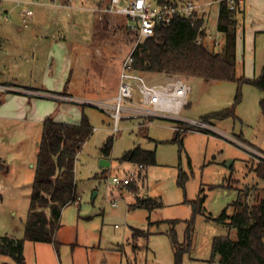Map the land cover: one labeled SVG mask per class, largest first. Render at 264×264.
Here are the masks:
<instances>
[{
	"label": "rangeland",
	"instance_id": "obj_1",
	"mask_svg": "<svg viewBox=\"0 0 264 264\" xmlns=\"http://www.w3.org/2000/svg\"><path fill=\"white\" fill-rule=\"evenodd\" d=\"M176 1L207 4L203 26L219 44L214 45L216 50H221L223 34L216 29L218 2ZM97 2L104 5L103 0H74L64 7L58 0H0V236L24 235L43 118L68 121L73 116L78 120L84 113L92 132L74 164L79 203L61 212L55 252L47 243L25 241V263L174 264V235L178 245H190L181 264H222L211 257L212 240L226 235L235 238L236 230L219 216L225 208L231 214L230 204L239 189L255 187L260 195L264 189V180L254 173L264 159V91L248 83L183 76L189 86V105L179 116L189 121L202 119L213 131L177 133L175 120L124 113L115 125L111 109L80 100L92 93L99 101L113 103L120 60L136 38L127 31V17L116 12H110L116 28L104 21V27L94 33L100 21L91 10ZM26 9L32 17L23 24ZM240 10L238 70L246 78H256L264 69V0L240 2ZM60 40L65 41L69 57L55 65L50 63L49 44ZM64 66L70 75L59 80L55 72ZM142 74L149 83L166 79L161 73ZM18 87L41 92L61 89L75 100L22 93L29 101L20 103L7 92ZM61 95L54 96L62 99ZM67 106L73 109L69 114L62 111ZM232 106V114L225 118L206 117ZM108 138L112 143L105 154L102 148ZM137 146L153 151L156 163L140 170L128 185L118 187L111 182L113 176L122 178L138 170L137 164L120 160ZM137 197L158 200L160 205L131 207ZM198 197L203 202L194 213L192 202ZM0 264L15 262L0 255Z\"/></svg>",
	"mask_w": 264,
	"mask_h": 264
},
{
	"label": "trees",
	"instance_id": "obj_2",
	"mask_svg": "<svg viewBox=\"0 0 264 264\" xmlns=\"http://www.w3.org/2000/svg\"><path fill=\"white\" fill-rule=\"evenodd\" d=\"M156 1L168 5L173 2ZM240 1L233 0L231 7L229 0H218L216 29L223 34L221 50L217 51L212 41L195 42L199 29L201 35L206 33L205 28L201 29L202 17L196 15L192 19L178 14L167 25L156 24L152 35L137 43L132 52L134 69L141 73H162L167 78L185 76L199 77L205 81L248 83L264 91V69L256 78H246L238 70L236 30L238 15L241 13ZM232 112L233 106L206 117L225 118ZM91 132L92 126L84 113L78 123L61 122L50 116L43 120L24 235L22 238L0 236V255L11 257L15 264H26L23 254L25 241L48 243L57 249L55 232L61 212L65 206L79 203L80 200L76 193L74 164ZM111 143L112 139L108 138L103 145L102 151L105 154L109 153ZM120 160L140 164L143 170L156 163L155 153L139 146L126 151ZM254 173L257 178L264 180V160L256 165ZM202 202V197L192 202L194 213L200 211ZM159 205L158 200L137 197L136 204L131 207L152 209ZM230 206L231 214L225 208L218 219L235 228L236 237H214L211 245L212 259L217 257L222 264H264V189L261 195L255 187L239 189ZM190 231L189 224L188 237ZM172 241L174 264H181L182 255L189 251L190 245H178L174 235Z\"/></svg>",
	"mask_w": 264,
	"mask_h": 264
},
{
	"label": "built area",
	"instance_id": "obj_3",
	"mask_svg": "<svg viewBox=\"0 0 264 264\" xmlns=\"http://www.w3.org/2000/svg\"><path fill=\"white\" fill-rule=\"evenodd\" d=\"M58 1L60 4L69 5L74 0ZM216 1L218 2V0ZM229 3L232 7L233 0H229ZM206 7L207 4L193 2L181 4L176 0H173L169 5L157 1L151 2V0H110L108 10L127 17V31L133 33L136 40L128 54L122 59L117 94L113 98V103L108 105L103 101H83L90 105L111 109L115 125L127 115L138 118H165L178 121L179 124L173 126L177 132L193 129L213 131V127L202 119L189 121L179 116L182 109L188 105L189 86L183 77H166L161 83H149L141 72L134 69L132 57V52L137 43L151 36L156 24L167 25L173 16L178 14L184 17H192V19H195L196 15L202 17ZM31 17L32 12L26 9L22 16L23 24H26ZM202 28L205 27L202 25ZM205 40H213V37L207 31L205 35H201L199 29L195 42L199 44ZM212 42L219 46L215 40ZM68 100H72V98H68ZM122 113L125 115L123 116ZM137 166V171H131L122 178L113 176L111 182L118 187L128 185L138 177L139 171L142 170V165Z\"/></svg>",
	"mask_w": 264,
	"mask_h": 264
},
{
	"label": "crops",
	"instance_id": "obj_4",
	"mask_svg": "<svg viewBox=\"0 0 264 264\" xmlns=\"http://www.w3.org/2000/svg\"><path fill=\"white\" fill-rule=\"evenodd\" d=\"M245 1H247V2H251V0H241L240 2H245ZM103 3H104V5L102 6V5H100V3H95V7H93L92 8V10L91 11H93V13L97 16V19H98V21H100V24H99V27L97 28L96 26H94L93 27V32L94 33H98L99 31H100V28L101 27H104V21L105 22H107L111 27H112V25L114 24V26H115V28H116V24L113 22L114 21V16L112 15V13H110V11L107 9L108 8V6H109V4H110V0H103ZM80 4H82V3H80ZM62 5V7H64L65 5H63V4H61ZM106 5V7L104 8V6ZM67 6V5H66ZM239 9H240V5H239ZM241 11V10H240ZM23 15V14H22ZM240 17H241V13L238 15V24H239V21H240ZM245 18H246V16H245ZM206 31L208 32V30H207V26H206ZM259 31V30H258ZM260 32V31H259ZM209 33V32H208ZM239 35V32H238V30H236V43H237V36ZM49 46H50V54H49V59L51 60V62L50 63H53V61L55 62V65H60V63L61 62H63V60H67L68 61V57H69V54H68V52L66 51L67 49H65V41L64 42H61V40L60 41H53L52 43H50L49 44ZM129 51H130V49H129ZM49 60V61H50ZM121 62H122V60H120V63H119V68H120V66H121ZM68 66V65H67ZM67 66H64V68L60 71V69H57L56 70V72H55V74H56V76L57 75H59V77H58V79L60 80V79H63L64 78V80H66V78L70 75V72L69 71H67ZM119 73H120V69H119ZM162 74V73H161ZM118 77H119V75H118ZM119 79V78H118ZM100 80H102V78H100ZM119 81V80H118ZM102 82V81H101ZM58 89V88H57ZM65 89V87L64 88H62V90H64ZM67 91H68V89H66ZM9 94L8 95H12V97H16V99L21 103V101H23V103H25L26 101H29V100H27L26 98H23V96L21 95L22 93L23 94H31V95H33V94H35V96H51V97H54L55 99H57V100H59V101H63L65 98L64 97H67V98H72V100H70V101H73V100H75V99H73V95L68 91V92H66L65 90L64 91H61V89H58V90H48V91H46V90H43V92H41L40 90H33V89H25V88H23V89H21V88H19L18 87V89H14V90H11L10 92H8ZM11 93V94H10ZM38 93H40V94H38ZM36 94H38V95H36ZM58 95V94H62L61 96L63 97L62 99L61 98H58V96H54V95ZM21 95V96H20ZM89 95V98H87L86 100H92L93 99V101H99L100 99H98L97 97H96V94H93L92 95V93H89L88 94ZM92 96H94L95 98H92ZM90 98H92V99H90ZM97 98V99H96ZM114 98V97H113ZM8 99H10V96L8 97ZM85 100V101H86ZM81 101H83V100H81ZM101 101H102V99H101ZM63 102H65V101H63ZM188 105H189V101H188ZM187 105V106H188ZM32 106H33V104H32ZM34 108H35V105H34ZM66 110V111H65ZM63 112L65 111L66 112V114H69V112H71V111H73V109H71V107H64L63 108V110H62ZM45 114V113H44ZM41 117V116H40ZM46 118V117H45ZM45 118H43V120L45 119ZM72 118H76V117H73L72 116ZM68 120V121H62V120H58V119H55V120H57V121H61V122H69V123H78L79 122V120H80V118L77 120ZM43 120H42V122H43ZM68 206V205H67ZM48 247L50 246V247H52V250H53V252H55V249L53 248V246H52V244H46ZM24 250V249H23ZM52 255H54V253L52 254Z\"/></svg>",
	"mask_w": 264,
	"mask_h": 264
}]
</instances>
